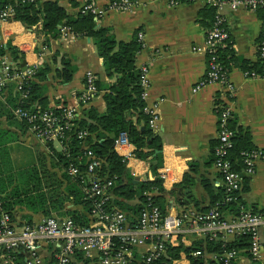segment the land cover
I'll return each mask as SVG.
<instances>
[{
  "label": "crops",
  "instance_id": "crops-1",
  "mask_svg": "<svg viewBox=\"0 0 264 264\" xmlns=\"http://www.w3.org/2000/svg\"><path fill=\"white\" fill-rule=\"evenodd\" d=\"M49 1L64 8L70 17H74L85 2L90 1L98 7L105 6L104 0ZM131 1L130 11L106 10L95 19V27L109 29L117 41L128 42L138 32L141 34V48L135 55L134 64L138 69L141 65L147 66L148 90L144 104L146 107L155 105L156 128L151 132L158 138L160 149L143 148L142 152L147 154L144 158H137L132 153L134 146L129 143L120 150L132 153L125 168L127 174L139 182L154 180L158 168L163 164L169 166L175 181L160 182L165 192L163 199L166 213H179L185 209L201 212L210 202L201 186L202 179L207 180L213 188L222 185L212 161V148L216 143L217 132L214 105L221 103L228 107L230 122L248 131L253 147L264 148V82L260 78H246L241 73L244 69L239 63L231 64L227 78L235 88L232 96H228L224 87L218 83L208 84L194 93L191 92V87L205 72L206 54L201 49L205 33L209 29L204 26V18L208 19L210 16L206 9H212L213 6L214 15L218 13L224 18V28L231 40L234 54L239 60L252 64L257 62L256 44L261 16L256 11L244 8L231 10L227 0H212L214 4L207 3L206 0H175V4L171 0ZM36 28L37 26L27 28L10 18L0 20V44L9 42L21 51L26 67L42 64L48 66L49 71L42 84L49 108L74 107L77 118L83 117L81 110L85 107H93L97 112H102V94L106 91L105 88L97 90L86 106L80 107L76 100L77 94L83 88L86 71H90L101 86L112 82L104 71L102 59L98 56L92 39L88 36H76L71 32L63 36L59 29L58 35L49 37L44 45L43 37L36 33ZM4 56L11 61L7 54ZM61 58L68 59L74 67L71 79L65 83L59 82L55 76V70L61 67ZM15 92L12 82H7L0 91V172L3 171L0 173V194L3 196L10 192L17 184L18 173L25 169H31L36 176L33 175L32 183L36 182L35 178L39 179L41 192H45L46 184H49L56 186L57 191L64 194L63 169L52 160L47 145L35 140L21 120L13 115L11 105ZM130 119L138 130L140 126H144L135 114H131ZM50 143L55 150H60L57 142ZM157 154L160 155L159 162L156 159ZM186 173L190 175L191 181L186 186L180 185ZM241 176V206L264 214V161H257L251 174L242 173ZM244 179L246 189L242 190ZM189 186H193L194 195L177 196V187L184 189ZM172 188L173 192L169 193ZM127 203L135 204L137 199ZM65 210L82 213L79 204L74 205L71 200L66 199L61 206L60 212L63 214H59L58 208L52 210L50 216L69 217L64 214ZM11 213L12 221L17 226L28 222L35 223L45 217L39 209L24 205L14 206ZM89 218L90 216L87 217L88 222ZM224 218L231 216L227 213ZM258 234L264 247V225L259 227ZM202 235L204 234L198 232L189 220L183 222L182 237L180 236L183 244L189 245L192 240ZM53 249L50 242L41 243L39 253L45 264ZM131 251L134 256L139 257L144 253L145 246H134ZM244 251H238L235 258L237 264L250 262V257ZM75 254L76 251L69 263H79ZM14 256L5 264H26L27 256L23 250H17ZM168 264L189 262L180 254L177 260Z\"/></svg>",
  "mask_w": 264,
  "mask_h": 264
},
{
  "label": "trees",
  "instance_id": "trees-1",
  "mask_svg": "<svg viewBox=\"0 0 264 264\" xmlns=\"http://www.w3.org/2000/svg\"><path fill=\"white\" fill-rule=\"evenodd\" d=\"M7 8L10 10L8 18L19 21L27 28L37 26L36 33L43 37L42 44L44 45L49 37L58 35L61 27H66L76 36L90 37L98 56L102 59L106 75L112 79V82L105 86H101L95 81L97 90L106 89L102 94L104 101L102 112H97L93 107L83 108L81 110L83 117H76L74 120L75 128L68 133L66 140L62 142L63 148L61 150H55L51 143H46L51 152L52 160L63 169L64 194H60L56 186L52 187L49 184H46L47 190L41 192L39 179L35 178L36 182H31L34 175L32 170H20L17 184L13 186L10 192H6L2 196V207L8 213L10 219L12 220L11 212L16 205L39 209L45 217L50 216V212L58 208L59 214H63V212H60L62 202L69 199L74 205L79 204L81 206L82 213L75 210H65L64 214L68 215L77 225L86 226L89 223L87 217L90 215L92 208V199L84 193L83 188L86 185L80 182L78 178L69 176L65 172L66 166L70 163L80 171L85 169L86 149L90 150L101 161L97 174L102 177H109L113 181L111 188L108 190L111 197L106 207H115L126 212L130 225L134 223L133 217L138 215L145 203L149 206H157L161 214H165L166 205L163 199L165 192L160 181L155 178L151 181L144 180L133 183L132 176L127 174L124 160L113 148L114 140L117 138L118 133L122 132L125 134L128 143L134 146L132 153L137 158H144L147 154L142 152L143 148L160 149L158 138L152 134L146 125L148 114L144 112V102L140 98L139 71L134 64L135 55L141 48V41L135 36L128 42L117 41L109 29L95 27V18L91 14L78 12L74 17H70L64 8L54 1L0 0V11ZM206 11L210 16L208 19L204 18V26L210 28L214 18V7L212 6V9L207 8ZM256 12L260 16L262 15L260 8ZM5 54L11 60L13 67L11 72H20L19 64L23 59V53L9 42H6L0 44V57ZM215 54L218 64L226 71H228L231 64L239 63L245 70L260 72L262 62L259 59L252 64L236 57L228 34L217 45ZM60 63L61 67L55 70V76L59 82L65 83L71 79L74 67L66 58H61ZM48 71L49 68L46 64L35 66L32 78L25 80L20 88V91L25 94V98H19L16 91L11 108L32 107L33 110H50L54 115L61 114V107L49 108L47 105V97L44 95L45 87L42 81ZM131 114H135L137 120H141L144 125L142 130H138L134 126L130 119ZM21 122L27 127L25 121L21 120ZM228 127L233 132L231 147L228 150V159L231 162L232 169L241 171L244 166L241 153L255 147L251 145L247 130L234 126L229 119ZM78 131H85L86 135L83 138H77L76 132ZM215 145L216 143H214ZM213 148L212 161L214 159ZM156 159L159 162V154L156 155ZM218 173L222 179L220 172ZM245 180H243L242 190L246 189ZM190 181V175L186 173L179 184L186 186ZM201 186L210 199L209 206L201 212L216 206L224 218L227 213L231 217H235L241 211L247 210L241 206L239 192L236 193L234 201L224 202L222 185L213 188L207 180L202 179ZM173 190L174 188L169 193H172ZM153 191L156 194H151ZM132 199H137V203L128 204L127 202ZM180 236V234H176L172 241L166 242V255L151 264H168L173 259L179 258L180 254L185 256L189 264H224L222 258H215L214 260L211 258L213 255L220 256L229 250L236 252V256L230 259L229 264H237L235 258L240 250H245L244 253L250 257L247 252L248 237L245 234L234 235L226 240L221 239L219 233L214 236L204 234L192 240L189 245L183 244ZM113 242L115 247L117 241L113 240ZM194 252L198 254L193 255ZM75 258L79 262L78 264H94L97 261L95 257L84 258L80 251H76ZM248 264H259V262L250 258Z\"/></svg>",
  "mask_w": 264,
  "mask_h": 264
},
{
  "label": "built area",
  "instance_id": "built-area-1",
  "mask_svg": "<svg viewBox=\"0 0 264 264\" xmlns=\"http://www.w3.org/2000/svg\"><path fill=\"white\" fill-rule=\"evenodd\" d=\"M104 1L105 6L102 7H98L90 1L85 2L79 7L78 12L89 13L96 19L106 10L130 11L132 9L131 0ZM206 1L214 4L212 0ZM170 2L176 3L175 0ZM227 5L231 10L237 8L249 11H256L258 8L262 10L256 44V56L262 62L260 72L244 69L241 73L246 78H260L264 82V0H227ZM9 15V8L0 11V20L7 19ZM60 32L63 36L70 33L66 27H61ZM136 37L140 40L141 34L138 32ZM226 37L224 18L216 13L212 26L205 33L201 49L206 54L204 76L191 87L192 93L208 84L218 83L224 87L228 96L234 94L235 88L227 78L228 71L220 67L215 54L217 45ZM194 50H198V48H194ZM12 69L11 61H8L4 56L0 57V91L7 82H12L15 91L18 92V97L25 98V94L20 91V88L25 80L32 78L34 66L26 67L18 73L11 72ZM138 71L140 98L144 102L148 90L147 66L141 65ZM95 81L94 75L90 71H86L83 88L76 96L80 107L86 106L96 95ZM214 108L217 132L216 145L213 148V166L222 176L223 201L229 202L235 200L236 193L240 190L242 173L251 174L254 164L257 161H264V148H253L242 152L243 168L241 171L232 169L228 159V150L231 147L233 135L232 130L228 127L229 110L221 103H216ZM61 109L62 112L59 115H54L50 110H33L32 107H15L12 112L16 118L25 121L27 129L35 140L44 144L57 142L61 150L62 142L75 128L74 120L77 117L74 107L62 106ZM144 112L148 114L147 127L154 130L157 121L155 105L146 107L144 104ZM85 135V131L76 132L77 138H83ZM128 145L125 134L118 133L113 148L122 157L124 163L132 153L129 151L120 152V150ZM85 160L83 171L78 170L70 163L66 166L65 172L85 184L84 193L92 199V208L89 213L90 222L86 226L77 225L69 217L59 216H47L38 222L17 226L4 211L0 194V263L10 262L17 250H23L27 256L26 264H45L39 253L40 245L42 242H50L54 249L46 264H68L75 251H80L85 258H97L95 264H151L166 255L165 243L172 241L176 234L181 235L183 222L189 220L192 225L196 226L198 232L210 236L219 233L223 240L238 234L247 235V252L250 258L258 261L259 264H264V254L262 255L264 247L258 234L259 227L264 225L263 213L243 210L235 217L223 218L217 207L212 206L203 212L185 209L179 213L161 214L157 206H149L145 203L138 215L135 216L134 223L130 225L126 212L115 207H106L111 197L108 190L113 181L109 177L97 174L100 159L86 149ZM155 178L160 182L173 183L175 181L171 175V168L165 164L157 169ZM148 195L150 194L148 193ZM113 240L117 241L115 247ZM139 245H144L145 251L136 257L131 248ZM192 254L197 255L198 253ZM235 256L236 252L229 250L220 256L213 255L212 257L222 258L224 264H229L230 259Z\"/></svg>",
  "mask_w": 264,
  "mask_h": 264
},
{
  "label": "water",
  "instance_id": "water-1",
  "mask_svg": "<svg viewBox=\"0 0 264 264\" xmlns=\"http://www.w3.org/2000/svg\"><path fill=\"white\" fill-rule=\"evenodd\" d=\"M19 67H20L21 70H24L26 68V65H25L24 60H22L20 62ZM139 129L142 130L143 129V126H140ZM135 182L136 181L133 180V183H135ZM175 191L177 193V196H183V195L190 196V195H194V193H193V186H189V187L184 188V189H182L181 187H177Z\"/></svg>",
  "mask_w": 264,
  "mask_h": 264
}]
</instances>
